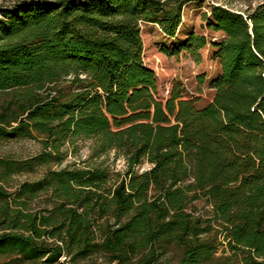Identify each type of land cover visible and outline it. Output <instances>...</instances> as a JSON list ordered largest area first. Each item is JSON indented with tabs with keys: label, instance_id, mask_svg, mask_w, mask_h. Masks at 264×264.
Here are the masks:
<instances>
[{
	"label": "trees",
	"instance_id": "1",
	"mask_svg": "<svg viewBox=\"0 0 264 264\" xmlns=\"http://www.w3.org/2000/svg\"><path fill=\"white\" fill-rule=\"evenodd\" d=\"M193 2L203 0L0 3V139L42 144L0 158V264H94L97 254L98 264H169L170 252L207 264L221 247L229 264H264V3H214L203 21L221 40L191 32L166 49L200 62L215 48L216 71L198 76L213 99L199 107L178 79L160 95L141 33L149 23L175 39ZM79 141L92 142L91 158L122 156L124 172L110 184L104 164H73L3 185L62 162ZM199 200L210 210H189Z\"/></svg>",
	"mask_w": 264,
	"mask_h": 264
},
{
	"label": "rangeland",
	"instance_id": "2",
	"mask_svg": "<svg viewBox=\"0 0 264 264\" xmlns=\"http://www.w3.org/2000/svg\"><path fill=\"white\" fill-rule=\"evenodd\" d=\"M13 0H0V3H10ZM221 3L231 7L236 11H245L248 8L254 9L256 6L263 4L264 0H203V2H193L188 4L184 9L183 22L175 39L166 37L159 26L149 23L141 25V33L144 41V60L146 64L153 68L157 74L159 93L161 96L168 95L167 88L172 87L175 79L181 80L190 93H197L199 96L198 106L202 107L212 101L214 91L206 82L200 83L199 75L212 74L216 71V64L213 62L215 48L208 45L201 49L202 60L195 61L186 53L181 52L179 55H173L166 51L175 45L176 41L182 40L189 33L195 32L206 36L209 40H221L222 33L214 32L206 28L203 21V14L210 13L211 5ZM201 85V93L200 92ZM91 141L78 142L79 150L76 153H69L62 162H51L43 166L36 167L35 170H21L15 172L9 179L3 183L7 189L13 192L16 187L24 181H35L40 179L49 169H59L67 165L76 164L77 166L104 164L110 170V184L118 178L117 175L125 170V160L122 156L115 158L114 152H110L100 158H91L90 149ZM42 150V144L38 138H17V139H0V158L21 160L33 157ZM150 168L148 163L140 167V171ZM47 201V195H41L33 203V207H43ZM195 206V207H194ZM195 208V209H194ZM204 200L195 201L189 208L194 210L195 214L210 210ZM220 248L219 259L213 263L207 264H229L228 257L231 255L229 251H223ZM165 261L169 264H179L178 259L172 256V252L166 255ZM170 258V259H169ZM105 260L103 254H97L89 258L90 263L98 264Z\"/></svg>",
	"mask_w": 264,
	"mask_h": 264
},
{
	"label": "built area",
	"instance_id": "3",
	"mask_svg": "<svg viewBox=\"0 0 264 264\" xmlns=\"http://www.w3.org/2000/svg\"><path fill=\"white\" fill-rule=\"evenodd\" d=\"M169 91H170V89H169V88H167V90H166V93L168 94V93H169Z\"/></svg>",
	"mask_w": 264,
	"mask_h": 264
}]
</instances>
